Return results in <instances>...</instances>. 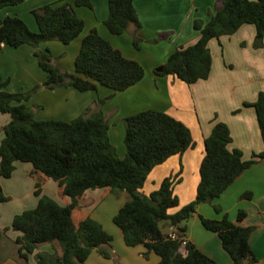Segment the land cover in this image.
I'll return each instance as SVG.
<instances>
[{
  "label": "trees",
  "instance_id": "16d2710c",
  "mask_svg": "<svg viewBox=\"0 0 264 264\" xmlns=\"http://www.w3.org/2000/svg\"><path fill=\"white\" fill-rule=\"evenodd\" d=\"M23 1L0 0V11ZM75 6L93 8L94 3L92 0H62L35 9L37 31L18 15H0V41L13 47L33 46L39 65L47 73V78L31 90L12 92L7 90L10 78L0 72V111L11 117L3 127L5 135L0 143V176H10L17 161L29 162L28 173L35 179L37 194L48 179H53L59 194L71 200L63 205L44 194L35 208L14 217L13 228L22 232L16 239L18 255L27 257V253L43 244L58 242L62 252L39 251L37 264H83L96 248L111 258L113 235L99 220L81 209L87 190L107 187L116 195L127 193V200L113 221L122 229L128 245L144 244L148 249L145 255L154 251L160 256L157 264H220L192 241L182 245L179 240L169 238L160 223L169 220L180 235H185V226L180 223L197 213L198 204L212 203L221 196L239 175L264 158V150L245 159L242 149L230 148L233 137L229 125L217 121L205 139L206 153L200 167L196 198L175 213H169L170 208L180 203L174 192V184L180 180L178 174L165 177L160 187L150 194L141 189L155 166L195 146L191 128L185 122L156 109L125 117L127 150L120 156L110 137L109 119L101 108L113 95L99 100L97 107L91 106L86 113L71 120L37 118L36 111L43 105H28L26 101L41 87L73 86L85 91L103 84L117 92L129 88L145 75L140 62L125 56L97 28L84 36L74 71L54 64L50 49L39 46L50 40L68 44L82 33L85 21ZM109 7L110 14L105 20L109 30L115 34L133 30L134 45L139 47L141 39L137 32L142 23L135 0H109ZM209 16L207 21L194 20V27L200 32L198 41L177 47L155 70L156 74H172L189 84L207 79L212 68L209 41L233 34L245 23L256 26L254 46H263L264 0H219ZM244 104L255 107L264 141V91L259 92L256 101ZM242 197H252V192H244ZM9 199L0 182V203ZM215 208L222 210L218 205ZM246 214V210L241 209L238 220L244 219ZM199 216L207 229L219 234L223 247L232 257V264L258 263L250 241L254 225H241L227 213L219 219ZM6 230L0 226V244Z\"/></svg>",
  "mask_w": 264,
  "mask_h": 264
},
{
  "label": "crops",
  "instance_id": "0c3cea01",
  "mask_svg": "<svg viewBox=\"0 0 264 264\" xmlns=\"http://www.w3.org/2000/svg\"><path fill=\"white\" fill-rule=\"evenodd\" d=\"M59 1L62 0L28 2H31L30 9L35 10L39 5ZM92 1L93 8L75 6L77 13L85 21V27L79 36L68 44L59 40L42 42L40 48H49L56 55L62 53L64 57L61 58V64L69 71H74L75 59L84 36L92 28H97L100 34L119 48L125 56L140 62L145 68V75L129 88L117 92L103 84H99L95 90L85 91H79L73 86H60L54 89L41 87L30 99L42 96L34 102L43 105V108L36 111V117L71 120L86 113L89 107H97L100 104L99 100L113 95L101 104V108L109 119L110 137L120 156H124L127 150L124 140L125 117L145 109H156L185 122L191 128L195 146L188 148L183 154H174L155 166L141 189L145 194H150L160 187L165 177L178 174L180 180L175 182L174 192L178 195L180 203L169 209V213H175L196 198L201 180L200 167L206 153L205 139L211 134L217 121L229 125L233 137L230 148L242 149L245 159H250L254 153L264 150L256 109L253 105L244 104L256 101L259 92L264 91V44L259 48L254 46L257 29L252 23L243 24L233 34L212 38L209 41L212 52L210 76L189 84L172 74H156L155 70L165 63L169 54L177 47L188 46L198 41L200 32L195 29L194 20L201 18L207 21L210 12H214L219 5V0H135V7L142 23L137 32L141 39L139 47L134 45L133 30L115 34L105 24L110 14L109 0ZM10 13L11 10L7 7L0 11L2 17ZM29 25L32 29H37L34 22ZM68 48H72L71 53ZM34 50L35 48L28 44L13 48L0 41L2 75L4 77L6 74L10 75L11 67H16L26 74L28 65L25 61L30 59L34 65L33 70L36 68L38 70L34 75V81L42 83L47 78V73L41 68L38 60L33 58ZM64 53L66 55H63ZM21 89L12 83L7 86V90L12 92L22 91ZM61 92L66 98H58V103L56 97L60 96ZM30 100L26 103L31 104ZM236 109L239 110L233 112ZM10 118V114L0 111V143L5 135L3 127ZM30 169L31 163L17 161L10 176H0L3 189L10 198L0 203V226L7 229L0 247L4 244L11 252L0 257V264H37L36 254L39 251L62 252L59 243L55 242L41 245L27 253V257L18 255L16 239L22 232L13 228L14 217L26 209L35 208L44 194L55 198L63 205L71 201L69 196L59 194L57 182L53 179H48L42 185L40 194H37L35 179L28 173ZM247 191L252 192V197L243 198L242 194ZM127 197L125 191L116 195L107 187L86 191L81 209L99 220L113 235V241L111 258L105 257L96 248L83 264H157L160 261V256L154 251L145 255L148 249L144 244L128 245L122 229L117 224L111 222L108 225L104 224L106 220H113ZM215 205L220 206L222 210L218 211ZM241 209L246 210L247 214L244 219L238 220ZM225 213L241 225L256 227L250 241L258 258L257 264H264V158L247 168L212 203L198 204L197 213L180 223L185 226V236L188 240L207 255L220 264H232V257L223 247L219 234L207 229L199 216L202 214L205 217L219 219ZM160 225L167 233L177 230L169 220H162ZM24 251L26 249H23Z\"/></svg>",
  "mask_w": 264,
  "mask_h": 264
},
{
  "label": "rangeland",
  "instance_id": "374dc122",
  "mask_svg": "<svg viewBox=\"0 0 264 264\" xmlns=\"http://www.w3.org/2000/svg\"><path fill=\"white\" fill-rule=\"evenodd\" d=\"M28 1L29 0H24L23 2H21V3L17 4V5H11V6H6V7L11 10V13L9 15H18V16L22 17L27 22L28 25L30 23H33L34 22L35 26L38 29V23L36 21L35 15L33 13L34 9H30V3L31 2H28ZM41 6L42 5H39L37 8H39ZM37 8H35V9H37ZM37 29L35 28V29H32V30H36L37 31ZM13 48H16V47H13ZM45 49L46 48H44V50ZM68 49H69L68 50L69 53H71L72 48H68ZM51 54H52V59H53L52 61H53V63L54 64H57V65H60L61 67L65 68L64 65L61 64V58L64 57V56L61 55L62 53L60 55H56L55 52L54 51L52 52V50H51ZM63 55H66V54L64 53ZM33 58L36 59V61L38 60L36 56L33 57ZM25 62L28 65L27 67L25 66L27 68V70H28V72L26 74H23L22 72H20L18 70V68H16V67H11V71L9 73L10 75L6 74L5 78L6 77H9L10 78L9 84L10 83L14 84L16 86V88H18V89L22 88L21 89L22 91H29L35 85L40 84V83L34 81L35 80L34 79V75L37 74V72H38L37 68L35 70H33V66L34 65L30 62V59H27V61H25ZM9 84H8V86H9ZM36 92H37V90L35 92H32L31 97L33 95H35ZM67 93H69V92H67ZM59 94H60V96L56 97V99H57L56 101L57 102H58V98H60V99L66 98V95H63L62 92L59 93ZM64 94H66V92ZM38 97L39 98H42V96H35L34 98H32V100H30L31 99L30 98L29 100H30L31 104H28V105H35L36 103H34V102H36L35 100H37ZM51 105L52 104H51V97H50L49 98V106H51ZM65 106H63V109H64ZM47 193L49 194V188L47 189ZM106 221L104 222L105 225H108L109 222L114 223V221L112 219H110V221H107V222ZM1 247H0V257H3L5 255L11 253L10 252V249H6V247L4 246V244L1 245Z\"/></svg>",
  "mask_w": 264,
  "mask_h": 264
},
{
  "label": "built area",
  "instance_id": "2783aa9c",
  "mask_svg": "<svg viewBox=\"0 0 264 264\" xmlns=\"http://www.w3.org/2000/svg\"><path fill=\"white\" fill-rule=\"evenodd\" d=\"M167 236L174 240H179L182 245H185L188 241V238L185 235H180L177 230H172L167 233Z\"/></svg>",
  "mask_w": 264,
  "mask_h": 264
},
{
  "label": "water",
  "instance_id": "95a60500",
  "mask_svg": "<svg viewBox=\"0 0 264 264\" xmlns=\"http://www.w3.org/2000/svg\"><path fill=\"white\" fill-rule=\"evenodd\" d=\"M178 230V229H177Z\"/></svg>",
  "mask_w": 264,
  "mask_h": 264
}]
</instances>
